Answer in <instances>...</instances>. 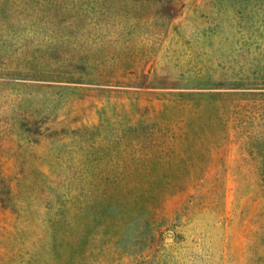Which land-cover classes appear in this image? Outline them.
I'll use <instances>...</instances> for the list:
<instances>
[{
  "label": "rangeland",
  "instance_id": "374dc122",
  "mask_svg": "<svg viewBox=\"0 0 264 264\" xmlns=\"http://www.w3.org/2000/svg\"><path fill=\"white\" fill-rule=\"evenodd\" d=\"M0 264H264V0H0Z\"/></svg>",
  "mask_w": 264,
  "mask_h": 264
}]
</instances>
